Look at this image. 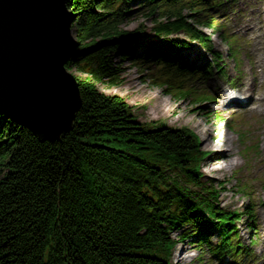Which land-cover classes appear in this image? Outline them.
<instances>
[{"label": "trees", "instance_id": "trees-1", "mask_svg": "<svg viewBox=\"0 0 264 264\" xmlns=\"http://www.w3.org/2000/svg\"><path fill=\"white\" fill-rule=\"evenodd\" d=\"M132 3L158 34L186 30L209 45L182 15L199 11L197 0L69 1L80 35L67 67L87 74L76 76L82 107L56 141L0 111V264H172L176 229L199 202L210 207L187 187L199 180L198 138L141 122L122 95L98 86L124 81L113 53L142 33L123 27Z\"/></svg>", "mask_w": 264, "mask_h": 264}, {"label": "rangeland", "instance_id": "rangeland-1", "mask_svg": "<svg viewBox=\"0 0 264 264\" xmlns=\"http://www.w3.org/2000/svg\"><path fill=\"white\" fill-rule=\"evenodd\" d=\"M221 2L220 8L214 13L203 14L204 20H209L207 14L216 18L219 25L217 28L202 29L194 22V14L188 10L183 14L193 27L197 26L202 33H206L207 37L213 40L215 50L220 52L223 58L220 62L223 64V73L215 70L211 53L199 41H193L184 32L171 35V38L193 43V49H183L178 52V56L176 54L171 56L176 62L184 61L188 68L193 69H200L211 62L208 65L212 70L209 77L191 79L190 75L185 83L179 84V91L192 93L194 91L191 89H195L199 94L212 96V101H199L195 96L190 95L182 97L175 91L174 86L169 84V68L158 63H150V59L144 54V49L151 43L164 48L166 46L154 30L156 21L139 11L132 14L130 19L123 23V27L132 32L142 27V33L126 37L122 48L114 50L116 55L113 57L122 66L124 81H121L120 85L98 82V86L106 93L122 95L132 106L136 117L151 127L157 128L165 122L173 128H189L198 134L199 150L209 153L200 165L201 185L205 184L210 188L218 186L220 194L216 205L224 210L239 209L238 211L243 212L248 209V205L255 208L258 219L255 226L259 227V232L251 233L246 225L248 217L242 215L241 220L237 222L239 235L236 233L234 241L239 240L243 247L251 246V249L255 251V259L251 262L247 260L244 264H257V262L264 264V195L260 196V200L258 199L259 192H264V115L236 113L232 107L224 108L218 96L221 94L218 88L223 89L224 92L234 87L243 90L247 84H251V78L254 76L257 79L254 98L262 99L264 103V38H261L264 29H255V35L247 34L244 29L238 32L241 27L245 28L254 23L259 26L264 23V0H221ZM167 20L165 18L160 21L167 22ZM72 29L73 38L76 41L80 35L79 27L73 23ZM233 46L239 51L238 55L231 53ZM123 54L127 56L131 54L138 63H144L137 65L132 61L122 62ZM71 72L77 77L87 76L86 73L77 69ZM154 94H159L169 105L158 102ZM164 113L169 115H160ZM192 120L202 129H209L218 138L221 137V133L232 134L234 138H237L241 146V152L237 158L243 168L238 172L233 169L221 171L220 166L214 164L211 152L202 148V135L187 123ZM249 146L256 149L257 153L246 157V148ZM215 148L218 149V147ZM250 185L253 187L249 188ZM212 197L214 199L216 196ZM253 200L255 201L252 205ZM252 237L257 240L256 244L251 243ZM219 240V236L212 238L213 243ZM196 243H198L196 239L179 242L175 249L173 264H231L214 257L209 248H201ZM178 250L186 252L185 255L190 258L186 261L180 260ZM262 251L263 254H261Z\"/></svg>", "mask_w": 264, "mask_h": 264}, {"label": "water", "instance_id": "water-1", "mask_svg": "<svg viewBox=\"0 0 264 264\" xmlns=\"http://www.w3.org/2000/svg\"><path fill=\"white\" fill-rule=\"evenodd\" d=\"M69 1L0 0V111L40 140L61 139L82 107Z\"/></svg>", "mask_w": 264, "mask_h": 264}, {"label": "bare ground", "instance_id": "bare-ground-1", "mask_svg": "<svg viewBox=\"0 0 264 264\" xmlns=\"http://www.w3.org/2000/svg\"><path fill=\"white\" fill-rule=\"evenodd\" d=\"M248 27H250V25L246 26L245 28H248ZM250 34L255 35L256 34L255 29H253ZM218 91L221 94H225V92L221 88H218ZM244 92L246 93L247 89H244ZM246 96H249V95H245V97ZM155 99L158 100V102L162 104L167 103L166 101H164L163 98L160 97L159 94L156 95ZM167 105L169 104L167 103ZM259 111L263 112L264 110L254 109L252 113H255V112L258 113ZM160 115L168 116L169 114L164 113ZM187 123L192 125V127L196 129L197 131H199V133L202 135L203 137L202 148L207 149L211 152L212 160L213 162L215 161L214 164L220 166L219 168L221 171H227L228 169H233L236 171L242 166V164H240L239 159L237 158V155H239V152H240V144H238L239 142L238 139L234 138L232 134L221 133V137L218 138L217 135L215 134L213 135V133L209 129H202L201 126H199V124L197 125L196 123H194L193 120L191 122L187 121ZM213 138H216V139H213ZM215 147H218V149H216ZM260 194L264 195V192ZM185 254L186 252L178 250V258H180V260L184 259V261H186L187 259L190 258L189 256Z\"/></svg>", "mask_w": 264, "mask_h": 264}]
</instances>
